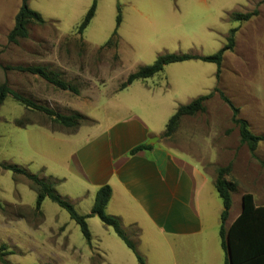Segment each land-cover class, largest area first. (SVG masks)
<instances>
[{
  "label": "rangeland",
  "instance_id": "obj_1",
  "mask_svg": "<svg viewBox=\"0 0 264 264\" xmlns=\"http://www.w3.org/2000/svg\"><path fill=\"white\" fill-rule=\"evenodd\" d=\"M94 1L95 15L83 34L77 35L76 30ZM20 2L21 0H0V85L5 83L10 89L29 99L31 97L24 94L26 90L24 82L22 83L24 78H20V75L23 76L25 73L21 74L23 72L13 69L10 75L5 68L9 64L16 65L15 68L24 65L20 58L25 43L53 42L58 49L61 67L72 60L75 61L64 66L63 72L53 71L59 74L60 80L77 89L79 84L71 72V64L78 63L79 68L88 71L91 78L105 79L104 84L96 86L99 90L109 93L130 73L153 64L159 54L165 52L199 56L215 54L225 44L229 30L237 28L234 49L224 53L217 80L216 65L191 60L165 66L164 71L154 76L152 81L158 84L163 98L168 99L173 106L169 109L170 116L181 104H187L198 96L213 92V95L204 102V112L182 117L175 133L167 138L162 135V142L179 152L192 155L194 160L214 178L218 167L231 164V173L228 176L237 186L232 193L233 209L240 208L241 192H253L258 198V203L264 204V0H29V8L39 13L46 23L44 25L30 23L27 26L28 37L11 43L8 42L7 36L14 27ZM117 6L121 10V24L117 31L120 36L118 52L115 48L99 49L98 47L106 43L115 28ZM254 10L258 11V15L247 22L232 20L234 14H245ZM57 34L66 38L58 40ZM71 37L79 39L72 40ZM65 53L66 57L62 58ZM103 69L106 71V75H102L104 78L100 77V71ZM12 75L13 79L10 77ZM82 81L86 85L90 83L88 79ZM215 88L238 109L237 118L247 122L251 134L263 137L257 144L254 157L247 145L240 143L238 127L231 121V110L219 98L218 92L213 91ZM37 103L44 107L48 106V103L43 101ZM55 110L58 112L56 107ZM58 114L69 115L61 112ZM168 119L161 126L160 134H163ZM32 122L46 126L52 131H68L44 113L24 107L11 96H7L0 106V203L3 200L19 198L26 207L19 211H24L22 215H25L30 228V231L27 228L25 242H22L21 235L20 247L22 250L27 248L26 253L21 255L13 251L14 256L10 262L138 264L133 253L112 229L103 226L98 218H95L97 226L91 221L88 224L93 235L98 239L102 238L105 246H108L106 254H101L103 260L97 253L91 252L78 225L57 204L49 199L45 200L44 223L41 214L30 209L34 208L36 200V194L30 189V182L24 176L14 175L1 166L18 165L31 174L40 178L45 177L44 171H38L37 166L41 160L50 164L46 156L54 152L53 145L40 136L43 130L32 128L36 125L29 128L16 126L19 123ZM90 124V120L81 121V125ZM33 143L40 145L38 154L31 150ZM30 157L34 159L33 163L27 161ZM54 188L62 196L66 186ZM212 195L221 205L215 189H212ZM81 201L78 207L75 204L74 207L78 214L85 215L89 209L85 207L87 202H83L82 205ZM92 205L93 202L91 207ZM6 206L0 207V220L3 216L12 217L15 213ZM218 229L219 223L209 229L208 237L219 241ZM105 230H108L117 242H113ZM2 231L4 232L0 221V247L6 248L7 245L3 244L5 239ZM135 232V228L130 230L129 234H132L129 235L130 239H135ZM50 233L56 235L50 236ZM96 238L92 240V247H96L98 242ZM134 242L140 254L143 251L149 253L144 241L140 243L135 239ZM47 244L57 246L59 251L57 255L47 254L41 258L40 246ZM36 245L38 248L35 252L33 249ZM5 248H0L3 260L8 258V249ZM159 249L157 248L154 253L150 252L149 257L142 254L145 261L149 259L154 264H162L164 257H172L174 253L175 258L173 260L170 258L168 264L192 262V256L189 255V252H192L191 247H180L177 244L174 252L169 250L170 253H166L165 256H161L162 248ZM15 252L18 250L15 249ZM222 255L224 258V253Z\"/></svg>",
  "mask_w": 264,
  "mask_h": 264
},
{
  "label": "crops",
  "instance_id": "obj_2",
  "mask_svg": "<svg viewBox=\"0 0 264 264\" xmlns=\"http://www.w3.org/2000/svg\"><path fill=\"white\" fill-rule=\"evenodd\" d=\"M57 37L58 40L66 38L58 34ZM118 37V45L115 48L117 52L120 43V36ZM71 39L79 38L71 37ZM55 46L53 42L25 43L20 58L24 65L20 67H41L63 72L64 66L75 61L72 60L61 67L58 49ZM65 57L66 53L62 58ZM71 66V72L79 84L78 94L60 90L37 75L26 72L21 73L25 75H20V78H24L22 81L26 88L24 94L31 97L27 99L36 104L38 101L48 103L46 107L54 112H57L56 107L57 113L69 115L78 113L91 121L90 125L80 124L77 128H65L68 130L66 132L52 131L36 122L24 126L23 128H29L36 125L32 128L43 130L40 136L54 147V152L46 156L50 164L44 160L39 161L38 171L43 170L45 177L56 181L55 187L66 186L62 196L73 207L74 204L78 207L81 200L82 205L83 202H87L85 207L89 210L85 215L90 214L91 203L98 189L108 185L111 189V197L105 207V213L117 217L128 236L132 235L129 234L131 229L135 228V231H138L134 238L140 243L143 241L146 243L149 253L141 252L145 257H149L150 252L154 253L157 248H162L163 255H160L165 256L170 251L174 252L178 244L180 247H191L192 252H189V255L192 256V262L188 264H224L220 238L217 241L213 237H208L210 228L218 223L220 228L223 211L221 200L219 205L212 195L215 178L206 172L192 155L179 152L162 142L163 134H160V129L170 116L169 109L173 106L168 99L163 98L158 84L152 81V78L158 74L148 79L136 80L120 90V85L126 79L122 80L123 82L107 93L96 86V84H104L105 79L91 78L88 71L79 68L78 63ZM15 67L16 65L9 64L5 68L11 75ZM102 75H106L104 69L100 71V77L104 78ZM10 77L14 78L13 75ZM86 79L90 81L89 86L82 81ZM151 141L154 143L148 145L147 143ZM143 144L150 148L130 154L133 148ZM31 147L35 154L39 153L40 145L33 143ZM33 160L32 157L27 159L29 163H33ZM226 178L230 181V176ZM245 193L253 195L255 206L264 207L263 203H258V198L253 192H241L240 200ZM45 200L40 207L42 223L45 222L43 210ZM5 205L15 211L12 217L3 216L0 220L4 230L3 244L8 246L5 248L8 249L6 261L12 264L10 259L14 253L24 255L27 250V248L22 250L20 247L21 235L22 242H25L28 224L25 215H22L24 211H19L26 207L19 198L11 201L3 200L0 203L2 208ZM233 205L232 196L226 227H229L241 212V203L239 209H233ZM30 209L35 211V206ZM95 218L97 217L87 218L88 228L90 221L97 226ZM28 229L30 231V228ZM106 232L113 242H117L108 230H105ZM90 235L89 249L103 260L101 254H106L108 246H105L102 238H96L97 236L91 231ZM93 238L98 239L96 247H92ZM37 248L38 245L33 250L36 252ZM40 248L41 258L46 257L47 254L57 255L59 251L57 246L50 244L41 245ZM15 249L18 252H15ZM166 250L168 251L165 252ZM142 254L140 255L143 257ZM145 257H143L145 264H154L149 259L146 262ZM170 258L173 260L175 254L173 253L172 257H164L162 264H168Z\"/></svg>",
  "mask_w": 264,
  "mask_h": 264
},
{
  "label": "trees",
  "instance_id": "obj_3",
  "mask_svg": "<svg viewBox=\"0 0 264 264\" xmlns=\"http://www.w3.org/2000/svg\"><path fill=\"white\" fill-rule=\"evenodd\" d=\"M28 3L29 0H21L19 10L15 16L14 27L7 36L8 42L16 43L18 39L27 38L29 35L27 26L30 23H35L38 25H44L46 23V20H44L39 13L29 8ZM95 10L96 1L92 3L91 7L83 17V20L79 24L76 30V33L78 35H81L89 25L95 15ZM257 15V10L245 14H234L232 16V20L234 22H247ZM120 24L121 10L119 6H117L115 28L111 33L110 38L101 48H117L119 41L117 31ZM236 32L237 28L230 29L228 32V36L225 39V44L211 56H199L183 53L176 54L168 52L159 54L153 64L140 67L135 72L130 73L127 76L126 80L120 85V90L125 89L136 80L148 79L156 74L161 73L164 67L169 64L181 63L190 60H199L216 65L217 70L215 73V77L217 80L218 75L221 72L224 53L232 51L234 49V35ZM15 70L37 75L60 90L70 91L74 94H78L77 89L60 80L59 74L53 71H49L41 67H18L15 68ZM213 91L218 92L219 98L231 110V121L238 127L240 143L247 145L251 155L254 157V152L256 150L257 144L263 140V137L252 135L248 130L247 122L243 119L237 118L238 109L231 103V101L216 88L213 89ZM212 95L213 92H210L206 95H201L192 99L187 104L180 105L168 120L163 136L165 138L171 137L172 134L176 131L179 120L182 117H190L204 112V102L208 100ZM7 96H11L12 99L26 108L44 113L53 122L59 124L64 128H77L81 124V121H89L88 118L78 113H73L68 116L58 114L47 107L32 102L26 97L10 89L5 83H2L0 85V106ZM27 124L29 123H19L16 126L23 128ZM148 148H150V146L148 145H139L133 148L130 151V154H135L138 151ZM1 168L11 171L14 175L24 176L30 182V189L33 190L36 194L35 212L40 213L42 202L46 198L49 199L51 202L57 204L61 209L65 210L68 213L69 218L78 225L83 238L88 244H90L91 235L86 220L90 216H96L104 226L112 228L116 236L134 254L138 264H145L143 257L137 250L136 243L127 235L121 225L120 220L117 217L105 213V207L111 197V189L108 185L100 187L96 192L90 214L80 215L76 212L70 202H68L58 194V192L54 188V186L56 185V181H54L52 178H40L38 175L31 174L26 169L16 165L4 164L1 166ZM230 173L231 164H228L225 167H218L216 169V178L214 182L216 192L223 206V211L220 217L221 224L219 228V238L220 247L224 253V264H264V207L255 206L252 194L245 193L242 195L241 212L235 219V221L229 227H226V221L228 219L229 210L232 205L231 195L237 187L234 182L227 180L226 177ZM137 233L138 231L136 230L135 234ZM0 248L3 249L5 247L1 246ZM0 263L9 264L6 260L2 259L1 255Z\"/></svg>",
  "mask_w": 264,
  "mask_h": 264
},
{
  "label": "water",
  "instance_id": "obj_4",
  "mask_svg": "<svg viewBox=\"0 0 264 264\" xmlns=\"http://www.w3.org/2000/svg\"><path fill=\"white\" fill-rule=\"evenodd\" d=\"M153 143H154V141H151V142H148L147 144L152 145ZM228 256H229V254H228Z\"/></svg>",
  "mask_w": 264,
  "mask_h": 264
}]
</instances>
